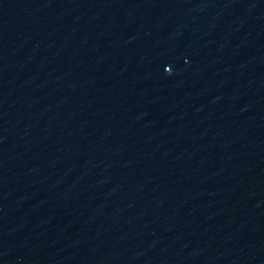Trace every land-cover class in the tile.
Segmentation results:
<instances>
[{
	"label": "water",
	"instance_id": "95a60500",
	"mask_svg": "<svg viewBox=\"0 0 264 264\" xmlns=\"http://www.w3.org/2000/svg\"><path fill=\"white\" fill-rule=\"evenodd\" d=\"M0 264H264V0H0Z\"/></svg>",
	"mask_w": 264,
	"mask_h": 264
}]
</instances>
